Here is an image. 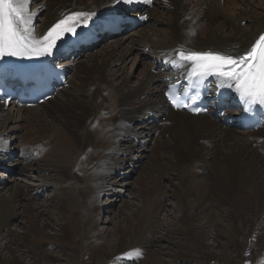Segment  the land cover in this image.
<instances>
[{"label": "bare ground", "instance_id": "6f19581e", "mask_svg": "<svg viewBox=\"0 0 264 264\" xmlns=\"http://www.w3.org/2000/svg\"><path fill=\"white\" fill-rule=\"evenodd\" d=\"M34 1L31 9L37 15L33 24L39 35L67 13L85 11L97 14L116 0H40L35 4ZM233 1L235 9L228 13L225 8L228 9ZM146 14L149 20L144 27L132 32L133 36L129 37V33L127 37L116 35L107 45L102 41L103 36L99 45L94 43L97 46L94 48L92 44L91 51H86L84 57L77 51L80 56L64 62L70 70L67 87H60L53 97L38 107H24L14 101L9 105L0 103V159L4 157L0 164H8L22 174L34 171L40 175L38 183L42 185H23L16 178L8 179L5 184L0 181V190H5L0 191V250L6 249L8 254L0 255V264L1 261L27 264L25 260L28 258L31 259L29 264H51L42 247L47 240H63L64 245L66 238L75 239L76 243L71 246L73 253L70 254L74 261H79L84 249L93 251L96 247L88 239L87 231L89 227L95 231L96 212L104 206L94 200L90 205L91 211L74 218L79 213L78 202L89 199L94 190L107 191L102 196L109 208L117 200L112 197L119 196L117 192L110 193L111 185L116 184L127 186L131 195L140 198L141 204L140 208L128 212V216L125 210L134 205L132 202L123 199L116 205L117 214L122 216L125 224L116 228L113 234L116 243L108 245L110 253H107L129 259V255L135 256V253L126 254L128 251L134 252L137 248L143 251L145 246H154L157 238L153 240L143 234L154 227L149 222L151 211L164 208L165 203H159V200L165 196V191L163 186L159 191L149 188L147 181L151 180L153 173L163 172V179L169 183V193L179 210L181 225L170 231L183 234L184 241L189 244L176 239L173 243L177 247L187 246L194 250L199 258L204 259V264L245 261L246 246L236 237L241 232L240 219L248 222L245 236L250 239L264 229V225L256 223L264 218V126L246 131L235 126L228 129L207 113L192 116L183 110L167 108L158 83L161 74L154 70L157 60L177 48L241 53L264 31V0H156ZM245 17H249L250 22L246 30L242 27ZM151 30L156 32L157 40L150 38L148 32ZM132 52L142 65L133 85L125 76L115 79L108 73L111 66L122 61L115 68L120 71ZM111 109L113 112L108 111ZM32 126V134L26 143L27 131ZM20 129L26 133L20 135L17 146L11 137ZM152 136L155 142L152 140L150 152L153 154L147 147V140ZM7 139L8 145H16L12 147L14 149H8ZM94 143L96 147H93ZM156 143L158 147H155ZM135 149L141 153L135 161L137 169L132 168L130 162L133 159L131 152ZM7 151L15 153L12 160L20 159L19 169L16 161H10ZM33 152L38 155L33 156ZM81 152L87 155L79 156ZM189 170H192L191 175ZM70 171H73L77 184L64 185ZM29 176L30 180L34 178ZM129 176L135 178L136 183L129 181ZM192 180L194 185H191ZM49 182L54 183L53 189L58 191L59 202L55 207L59 216L66 217V222L57 226L60 238H51L43 230L47 223L42 221L38 207L31 205L24 211L26 202L46 190L51 185ZM105 183H108V189ZM150 198L152 202H149ZM155 202L151 210L150 204ZM218 212L226 217L225 223ZM246 214L249 218L243 219ZM215 221L221 223L220 230L226 237L224 243L213 236L217 233ZM11 223H17L20 230L7 229ZM157 226L164 227L162 223ZM2 229H6L5 234L1 233ZM93 236L100 240L96 234ZM211 238L213 242L207 243ZM101 239L97 243L99 248L105 241ZM255 245L264 249V238ZM229 246L235 255L230 253ZM262 249L258 258L252 260L254 264L256 259L264 260ZM18 251H21L23 260L16 255ZM187 252L179 249L165 251V257L160 255L155 259L152 252L148 253L146 261L171 264V259L196 257L193 252ZM111 263L123 264L119 260Z\"/></svg>", "mask_w": 264, "mask_h": 264}, {"label": "rangeland", "instance_id": "374dc122", "mask_svg": "<svg viewBox=\"0 0 264 264\" xmlns=\"http://www.w3.org/2000/svg\"><path fill=\"white\" fill-rule=\"evenodd\" d=\"M38 1L40 2V0H35L33 3L34 4L38 3ZM86 1L91 2L92 0H86ZM158 2H160V1H158ZM229 5H230V7L228 9H227V7L225 8V10L227 12L228 11L231 12L232 10L235 9V6H236L234 1L232 3H230ZM43 13L46 14V12H43ZM242 25H243L242 27H243L244 30L249 28V26H250L249 17H245V21L242 23ZM148 34H149V36H150V38L152 40H157L158 39V36H157V34H156V32L154 30L149 31ZM121 35L126 36L127 32H124ZM121 35H117V36H121ZM128 36L131 37L133 35L130 32ZM115 37L116 36H114V37L104 36V38H102V41H103V43L105 45H107V44L111 43ZM96 45L98 46L99 42L96 43ZM97 46L94 45L93 47L95 48ZM86 51L90 52L91 50L82 51L81 52V56L82 57H84ZM129 55H131V57L128 59V61L121 68L120 71H117V69H115V68H116V66L119 67L121 65L122 61H120L119 62L120 64H116L114 67L111 66L109 68V70H108V73L111 76H113L115 79H120L123 76H125V77H127V80H129V83L131 85H133L136 82V80L138 78V75L140 74V70H141L142 65L139 64L138 60H135L136 58H135V53L134 52L130 53ZM114 69L117 72L113 71ZM126 74H128V75H126ZM105 104H107V101H105ZM32 107H38V105H35V106H32ZM113 110L114 109H111V110H108V111L109 112H113ZM216 120L219 123H221L219 119H216ZM226 127L228 129H230V128H234V125H229V126H226ZM25 129L26 128H24V130ZM21 131L22 130L20 129L19 131H17V133L14 136L11 137V141L14 144H16L17 146L19 145V142H20V139H21L20 135H24L26 133V132H21ZM32 131H33V126H32L31 129H29L27 131V133H28L27 136L28 137H27L26 143L30 139ZM152 140L155 142V140L153 139V136L151 137L150 140H147L148 141L147 147H149V152H150V145H151V143H153ZM8 141H9L8 139L5 140V142H7L6 146L8 147V149H14L16 147V145H14V144H9L8 145ZM25 145L20 147V152H21V149ZM96 145L97 144L94 143L93 147H96ZM12 147H14V148H12ZM155 147H158V143L155 144ZM140 154L141 153L138 150H136V149L131 152V157H133V159H131L130 162H131V167L132 168L135 167L134 169H137V167L134 166V165L136 164L135 161L140 158L139 157ZM151 154H153V153H151ZM81 155H87V154L86 153L83 154L81 152L79 156H81ZM3 158L4 157H2L0 159V163L2 162ZM160 159L162 161H164V158L162 156L160 157ZM13 161H16V165L18 166V169H19V167H20V159L17 158V159L12 160L11 162H13ZM11 166H13V165H11ZM162 171H164V170H162ZM16 172H17L16 168H15V171L13 170L12 173H8L7 171L1 170L0 171V176H1V180L0 181L1 182L3 181L4 184H5V183H7L8 179L13 180V179L16 178V180H18V182L22 181L21 184H23V185L25 183V185L29 184V186H33V187L42 186V185H40L38 183L39 180L41 179V177H40V175L38 173H36L34 171L32 173H27V174H22L20 171H18L17 173ZM191 173H192V170H189L188 174L191 175ZM142 175H144V173H142ZM163 175H164L163 172H161V174L153 173L152 176H151V180L149 179L147 181V183H149V185H148L149 188H152V187L156 188L157 191H159L160 187L163 186L164 191H165L164 192L165 196L160 198L159 203H165L164 204L165 206H164V208L162 210L156 208L153 211H151V212H153V214H152V217L149 218V222L154 227H153V229L148 231V233H144L143 235H145V237H147L149 235V236L152 237V238L151 237L150 238L153 239V240H155L157 238L158 242L155 243L154 246H151V247L145 246V250H143L144 251V255H142L143 251H141V248H137L136 251H134V252H133V250L128 251L126 254L135 253V256L134 255H131V256L129 255V259L128 258L124 259L120 255H115V256L112 255V256H110V254H108V253H110L108 251V245L116 243V239H115V237H113V234L115 233L116 228L118 226H123L125 224V221L121 218L122 216L117 214L118 211H117L116 205H119L123 199L124 200H128V202H132L134 205L132 204L133 206H130L129 208H126V210H125V212H126L125 214L128 216V214H127L128 212H130L131 210H134L136 208L137 209L140 208L139 204H141L140 201H139L140 198L139 197L136 198L135 195L134 196L131 195L130 192L127 190V186L121 187V185L116 184V185H111L113 187L110 189V193L111 192H115V193L117 192V194H119V196L117 195V196L112 197V199L116 198L117 200L109 208H108V206H106L107 205L106 202H105L106 198L102 196V195H104V193L106 194L107 191L100 192L99 190H94L95 193L91 194L89 199H86V201H84V202H81V201L78 202V212L79 213L75 214L74 218H77L78 216L82 217L83 215L85 216L89 211H91L92 208H90V205L92 204L91 202H93L94 200H95L94 202H96L97 204H101L102 206H104V207H102V209L100 211L96 212V216H95V221H96L95 231L93 230V228L91 229L90 227L88 228V231H87V235L89 234L88 235V239H90L92 241V243L94 244V247L96 245L95 249L93 251H92V249H91V251L90 250L86 251L87 249H84L83 250L84 253H82V256L79 258V261L78 260L74 261V258H72V255L70 254V253H73L72 249H71V246H74V244L76 243L74 238H72L73 240L71 239L72 241L69 240L68 238H66V241H65L64 245H63V243H64L63 240H47V242H45V245L42 247V249H44V251L47 253V258H46L47 261H49L51 264H112L111 262H114L115 260H119L123 264H151L149 262L147 263V261H146L147 257H148V253L154 252L153 259H155V258L160 257V255L162 257H165V251L174 252V251L179 249V250L185 251V252H187V251L191 252V253L193 252L196 257H190L189 256V257H187L188 259H182V258L181 259L178 258L176 260L171 259L170 260L171 264H204V259L199 258L196 255L194 250H191L190 248H187V246H185V247H177L173 243L174 241L176 242V240L177 241L180 240V241H183L184 243H186L187 245L189 244L188 242L184 241L183 234L181 235L180 233H176L175 231H170L171 228L173 229L175 226L181 225V219H180V217H178L179 210H178V208L175 207L176 204H175L174 199L172 198V194L170 195V193H169V188H168V184L169 183L167 182L166 179H163ZM28 176L31 177V178L34 177L36 179V181H35L34 178L31 179V180H33V181H31L28 178ZM36 176H39L38 177L39 179ZM10 177H12V178H10ZM67 177H68L67 180H66V178L62 180V181L66 180L64 185H75V184H77L73 171H70L69 174L67 173ZM113 177H114V174L111 177H109L108 179L110 180V178L112 179ZM108 179H107V181H108ZM195 179H196V176L193 178V180H195ZM28 180L30 181L29 183H28ZM128 180L129 181L131 180L133 183H136L135 182V178H133V177L132 178L130 177ZM193 180L191 181V185H194V181ZM49 183H51V185H49V187L46 190H44L41 194H39V196H33V198H31L30 201L26 202V206L24 208V211H27V209H29L31 205L38 207L39 211H41L42 221L47 223V224L43 225V230L45 232H47V235H49V237H51V238H60L57 235V233L59 232V230L57 229V226L59 225V223H65L66 222V217H63L62 215L59 216L58 210L55 207L56 204L59 202L58 191L56 189H53V184L54 183H52V182H49ZM49 183H47V184H49ZM108 183H105V185L107 186L105 188H107V189H108V186H109ZM55 185H57V184H55ZM116 189H117V191H116ZM0 191L1 192H5L4 189H1ZM53 194H55V196ZM106 196L110 197V194H107ZM119 199H120V201H118ZM62 200L64 202L66 201L64 197L62 198ZM150 201L152 202L151 198L149 199V202ZM150 205H151V210H152V206L156 205V202H155V204L151 203ZM73 213H75V212H73ZM218 215H219V217L223 218L222 219L224 221L223 223H225L226 222V217H223V213L218 212ZM248 215L249 214L244 215L243 219L249 218ZM115 216H117V217H115ZM105 220H106V222H105ZM39 221H40V219H39ZM240 221H241V225L239 223V227L241 229L240 230L241 232L236 237L238 238L239 242L243 243V245L246 246L245 247V252L243 254V258L245 259V261H243V263H240V262H237V261L233 260V261H231L230 264H254V262H252V260L254 259V257L258 258L259 254H260V250L262 249V248H258L257 245H255V244L260 241V238H264V229L260 230V232L258 233L257 236L255 235L253 238L251 237V239H250V238H248V236L247 237L245 236V234L247 233V223L248 222H246V221H244L242 219H240ZM263 221H264V218L263 219L261 218V219L257 220L256 223L257 224L260 223V224L264 225ZM158 223H162L164 227L163 228L162 227H158L157 226ZM77 228H78V226L76 227V229ZM215 228L217 230V233L214 234L213 236H215L220 243H224L226 241V237L222 234L223 232L220 230L221 229V223H219V222L217 223V221H215L214 222V229ZM7 229L12 230V231H16V230H20V227L18 226L17 223H11L7 227ZM76 232H78V230H76ZM152 232L154 234H152ZM1 233L5 234L6 233V229H2ZM93 233L96 234L97 237H100V240L98 239L100 242L102 240L101 237L104 238L103 241L105 240L104 242L102 241L104 244H103V246L100 245V248L97 246L98 245L97 244L98 240H96L97 238H95L93 236ZM158 238H160V239H158ZM206 242L207 243L208 242L212 243L213 240L211 238V239L207 240ZM208 245L211 246L212 244H208ZM160 246H164V247L163 248H159ZM172 249L174 251H172ZM228 249H231L230 253L232 255H235V252L232 250L231 246H229ZM21 251L16 252V255L19 258L21 257L20 259L23 260L22 255H21ZM261 252L264 253V249H262ZM216 253H219V250H216ZM0 255L1 256L8 255L7 252H6V249L0 250ZM141 255H142V257H141ZM56 256H57L58 260H57V258H55ZM113 256L115 258H113ZM126 256H128V255H126ZM30 260L31 259L28 258L25 261H27V264H29ZM66 260H68V261H66ZM156 262H158V261H156ZM164 262H167V261H163L162 264H165ZM1 263L2 264H6L5 261H1ZM209 264H212V263H209ZM255 264H264V260L260 261V260L256 259Z\"/></svg>", "mask_w": 264, "mask_h": 264}, {"label": "snow or ice", "instance_id": "6c2138e0", "mask_svg": "<svg viewBox=\"0 0 264 264\" xmlns=\"http://www.w3.org/2000/svg\"><path fill=\"white\" fill-rule=\"evenodd\" d=\"M123 2L132 3L133 0ZM144 2L151 3V0ZM31 3L32 0H0V58L51 55L65 36L75 35L77 27L86 26L95 15L85 11L68 13L45 33L37 35L33 24L37 13L31 9ZM170 63L176 68L190 63L187 75L189 80L194 78L196 88L212 77L219 82V86L232 89L238 95L246 106L244 111L251 112L257 105L264 109V34H260L242 55L178 50L176 58ZM166 96L176 108L190 107L175 89H170ZM186 98L195 103L200 99V93L196 91ZM192 110L197 113L206 111L198 107Z\"/></svg>", "mask_w": 264, "mask_h": 264}]
</instances>
